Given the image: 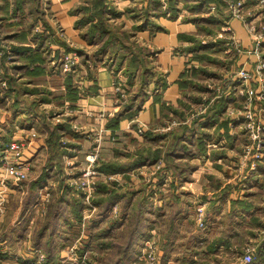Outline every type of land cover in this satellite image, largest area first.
I'll list each match as a JSON object with an SVG mask.
<instances>
[{
    "label": "crops",
    "instance_id": "0c3cea01",
    "mask_svg": "<svg viewBox=\"0 0 264 264\" xmlns=\"http://www.w3.org/2000/svg\"><path fill=\"white\" fill-rule=\"evenodd\" d=\"M141 1L139 8L143 11V6L148 1ZM40 2L34 1L36 4H40ZM79 2L80 0H53L52 9L73 44L87 45L81 37L80 29L75 25L81 17V13L76 12ZM131 2L133 0H111L110 2V6L118 14L117 21L125 22V28L130 29L136 22L128 13ZM253 2L254 0H246L249 18L254 15L251 6ZM36 4L33 6V2L24 0H0V12L1 9L6 14L9 11V22H11L1 25L0 21L1 31L10 36L9 39L13 47L22 48L28 41L23 43L25 40L19 39V35L15 38L5 32L4 28L30 27L31 17L33 16V22L35 20V15L32 14L35 13ZM213 4L216 6L214 9L211 8ZM162 5L163 8L167 5L166 0H162ZM180 5L183 6L184 1H180ZM27 11L30 19L27 18ZM4 16L6 15L0 14V17ZM20 16H24L26 19ZM187 16L191 17L187 18ZM198 17L213 18V22L207 25L216 32L214 34L213 32L212 34L205 33L200 29V25H205V22L193 20ZM257 20L258 31H260L261 25L259 24L264 22V18L261 15ZM28 22L30 26H28ZM157 22L164 28L158 29L149 26L144 30L137 31L136 36L140 43L147 45L151 50L159 51L157 67L159 66V70L166 75L168 85L159 91L161 95L159 102L155 101L154 96L151 95L138 114L131 118L125 117L118 120L114 129L108 127V124L106 126V123L116 116L123 102L115 97V82L119 79L112 70L101 66L94 71L90 78L87 69L82 68L83 83L78 86L77 99L74 102L64 99L62 102L65 103L60 104L58 96L65 95L67 92L63 75L61 77L57 70L51 66L37 68L39 65L37 61L42 58L40 54L30 53L25 58V55L15 52V59L25 60L24 62L9 61L8 57L0 59V75L5 80L7 77L4 74L7 71L12 76L10 77L11 84L16 88V92L10 90L6 98L2 99L0 96V142L12 139L24 140L25 147L22 158L28 164V179L11 185L10 196L11 199L14 198L13 205L11 206L10 199L7 211L5 210L0 216V247L16 251L18 254L22 251L21 249L40 252L44 255L47 251L45 243L37 244L36 239L33 241L37 231L34 229L39 221L47 219V206L53 199L49 190L51 187L57 186L55 184L57 178L50 176L47 182L42 181L35 188L30 187L29 181H38L46 172L47 168L44 164L42 169L33 173V161L38 159L42 152L50 153L47 144L50 131L45 130L44 125L54 126L59 123L54 119L57 113L59 116H63L60 122L70 121L71 133L66 137L68 141L77 136L79 138L75 140L90 141L91 145H94L98 139V133H102L104 140L101 144L103 145L101 152L103 149L107 150L109 146L112 147V144H116L109 141L111 136L116 139V134L119 135V138L120 135H130V138L137 139L141 136L138 133L139 129L144 131L151 129L155 133H165L158 130H166V127H155V121L163 124L171 122L174 110L181 107L179 102L186 90L182 85V80L191 74L197 76L199 68H202L201 66L206 63L205 66L209 72H206V69L203 72L213 73L211 76L215 75L216 81L213 82V86L208 88L214 91V95L193 118L208 123L207 128H198L196 135L200 136L202 130H209L207 151L199 153L191 159L194 167L188 174V178L180 180V183H174L173 177L169 178L172 180L171 199H166L168 195L164 189L166 184L163 178L168 173L166 164L161 165L158 175L155 172L151 173V176L146 175L147 184L144 194H140L142 188H137V184L140 182L137 176H140L139 173L142 172L136 169L130 171L132 182L129 186H133L130 206L140 204L144 211L141 213V217L136 219L137 224L131 232L135 236L143 234L146 238L149 234L153 236L152 229L159 228L155 224L158 216L166 217L167 214L172 216L174 212L168 234H163L164 260L162 264H183V262L186 264H242L240 256L245 251V247L249 245H256L259 252L260 259L255 264H264V153L255 167L250 163L244 165L241 162L244 144L249 139L246 130L241 127L240 123L244 118L247 93L234 90L230 84L232 80L234 81L239 68L256 70L257 63L261 58L264 59V39L255 38V34L247 28L244 22L233 17L226 10L223 0L210 1L196 13L183 7L178 17L160 16L157 18ZM111 23L115 25V22ZM225 32H230L231 35L234 33L237 41H233L230 35L231 39H229L227 35H224ZM18 33L16 32V34ZM190 35L196 36V41L203 46L191 50L190 46L193 43ZM237 42L241 43V47L236 44ZM31 55L32 58H30ZM228 56L234 60L235 68L232 67L234 65L231 64L232 62L225 63ZM23 63H28L24 69V73L28 76L22 75L19 70ZM213 65L219 68L217 72L221 74L215 70L211 71ZM17 70L20 71V74H17ZM12 71L16 72L15 76ZM254 75L250 85L259 91L260 82L264 81V72L262 74L256 72ZM18 81L22 84H17ZM4 85L6 84L2 83L0 87H5L9 91V88ZM16 93L20 94L18 98H16ZM217 104L221 105L222 111L208 119V116L205 115L207 109ZM253 108L255 116L264 123V98L254 99ZM74 114L78 120L74 119ZM238 115H240V120L236 118ZM172 121L178 123L174 119ZM76 123L85 126L86 132L83 131V136L82 131L74 130L73 125ZM236 124L239 125L235 128ZM62 140L65 138L63 137ZM125 140L120 138L116 145L121 147ZM69 146L71 147V145H68V149ZM1 147L2 144H0ZM162 156L159 160H162ZM168 169L172 172L175 171V168L168 167ZM31 173L32 177H29ZM68 183H70L69 180ZM70 185L72 184L70 183ZM32 191L35 192L33 196H31ZM163 193L165 194L163 195ZM123 202L124 199L115 201L112 205L115 210H112V207L106 215L96 219L92 217H95L100 207L95 203L92 208H88L87 203L84 202L81 219L69 210L64 216L58 218L59 222H57L60 225L57 224L55 228H50L51 231H54V237L57 234L60 235L54 242L52 241L55 249L59 251L58 264L66 261L67 256H64L63 253L74 246L72 245L74 239L70 243L65 236H74L76 227L81 229V232L79 230L76 232L78 237L85 232L96 233L109 221L124 216ZM201 203L205 205V228L199 227L196 220V208ZM186 206H188L189 214L186 212ZM127 216L123 217L126 226L130 219V215ZM89 220H96L97 223L92 228L84 229V223ZM187 221L192 225L190 226ZM77 222L83 223H80L81 227L77 225ZM190 241H192L191 246ZM45 260L46 258H43L41 262H45ZM165 260L166 262H164Z\"/></svg>",
    "mask_w": 264,
    "mask_h": 264
},
{
    "label": "trees",
    "instance_id": "16d2710c",
    "mask_svg": "<svg viewBox=\"0 0 264 264\" xmlns=\"http://www.w3.org/2000/svg\"><path fill=\"white\" fill-rule=\"evenodd\" d=\"M85 1L86 4L83 7H77L76 12L78 11L79 13H81V17L77 20L75 25L77 28L80 29L81 37L86 41L88 47H90L91 45L98 44V50H95L96 52H94V58L90 56L88 52H85L84 50L80 49V53L84 56L83 64H85L86 68H84L87 69L89 73L88 76L92 78L94 71L102 66L106 67L109 70H112L113 73H115L116 75L117 71L121 69L123 70L125 77H127V88H129V93L127 92L126 99L122 100L123 103L121 104V108L116 114V116L109 119L110 121L108 122V127L114 129L118 120L125 117L131 118L138 114L143 108V105L146 100L151 95L154 96L155 101L159 102L161 100V95L159 91L165 89V87L168 85L166 75H164L162 71H158L157 69L156 71H152L151 67L147 64L149 63L148 60H151L152 58V53L154 49L151 50L147 45L142 44L137 40V31L144 30L149 26H154L155 28L163 29L164 27L157 22L158 17L166 16L169 18H176L178 17L183 7L196 13L200 9H203V6L205 4L214 0H166L167 5H165L164 8L162 5V0H145L148 2L145 3V5L143 6V11L138 7V4L129 6L128 8V13L136 20L132 29L125 28V22L117 21L118 14L115 13L116 11L113 9L112 6H110L111 0ZM135 1L136 0H133V2ZM180 1H184L183 6L180 5ZM81 2H83V0H81ZM90 4H92L93 8L95 7V10L89 9L90 12H93L94 14H92L91 16H84L85 13H87L85 11L88 10ZM188 17L191 16H187V18ZM193 20H199L198 22H205V25H200V29L204 30L205 33H212L214 31L211 26L207 25L213 22V18L207 17L202 19L201 17H198L197 19ZM111 22H115V25H113ZM1 30L2 29L0 26V33ZM6 36L7 39L10 37L8 35ZM191 39L192 43L194 44L190 46L191 50H194V48L199 49L200 46H203L201 45V43H198L196 41V36H191ZM130 40L132 41L130 42ZM7 47L10 49L9 46H6V48ZM32 51V48L26 46H23L22 48L11 47V50L6 51L5 54L1 57V59L7 57L6 54L8 53L13 56L15 52H18L19 55H25V58H27L29 56L28 54L36 53ZM30 58H32V55ZM30 58L28 59L29 61ZM91 59H93V61H91ZM37 62L39 63L37 68H41L42 58H40ZM26 66H28V63H23L21 64L20 69L24 70L26 69ZM63 72L64 71L61 68L57 71L58 74L62 75ZM76 72V70L71 73L64 72V85H66L67 92L65 95L61 94L58 96V101L60 102V104L65 103L62 102L64 101V99H68L71 102H74L77 99L79 85L76 84ZM4 76L7 77L5 80L0 75V86L3 81H6V85L4 86L8 87L9 91L5 89V87H0V96L2 99L6 98L9 95L10 90H14L16 92L15 86L11 84L10 77L12 76L7 73V71L5 72ZM188 81L191 80L184 78L182 80V85H187V83H189ZM19 95L20 94L16 93V98H18ZM180 110L181 107L176 108L174 110L175 115L178 116ZM221 111V105L217 104L213 107H209L205 115H207L209 119L211 116L217 115ZM69 123L70 121L67 120L59 122L54 126H49L47 124L44 125L45 130L50 131V134H48L47 144L49 146L51 157L49 158L46 164L47 169L45 174L42 175L38 181H29V185L31 188L39 186L42 181L47 182L49 176H54L55 173H57L58 168L63 169V165H61L60 159H62V157L65 155V152L68 150V146H64L61 140L63 137L65 138L71 133V127ZM190 124L191 126L185 125L182 127L181 130H178L174 133V135L170 139L172 140V147L167 153L162 152V141H160L157 145H154L155 143H151V140L160 138L163 139V142H165V140L169 136V133H155L153 130L148 129L144 131V136L147 138L148 143L146 142L145 144L143 142L135 153L123 154L121 150H116L115 152L118 155L117 158L104 161V163L100 165V169L105 172L126 173L132 167H135L136 164H151V162H157L163 154L162 157L165 159V161H167V163L171 164L170 161H177L178 163H180H177L178 165H175L174 168L176 171L183 169L179 172L182 173L181 175L184 174V176L180 175L181 180L184 178H188V174H190V171L194 167L193 163L191 162V159L197 154H201L202 152L207 151V142L210 137L209 130H202V134L200 136H196L200 128L208 127L207 121H198V119H193L192 123ZM4 142L6 141H2L0 142V144L3 145ZM194 143L198 145V148L193 151L192 144ZM56 154L60 157V159L55 156ZM123 155L124 157H126V159L128 158L126 161H123ZM51 160L53 161L51 162ZM54 160L56 161V164L54 163ZM66 181L68 182V179ZM61 184L58 188L61 190V193L59 192L60 194L56 198L53 197L54 199H52V201L49 202L47 206V220L36 231L35 234V238L37 240L36 243L41 244L43 242L45 243L47 248L46 260L44 264L59 263V251L55 249L52 241L54 242L58 236L60 237V235L57 234L55 235L56 237H54V231H51L50 228H55V225L57 224L60 225V223H58V218L64 216V214L68 212L67 210L72 211L77 218L81 219V215L84 208V203L82 202V200L76 199L74 197H77V192L81 190L75 188L73 185H69L70 183H67V185H65L64 187ZM99 185L101 187L99 188V191L97 190V197H93V200L100 207V210L99 212H97L95 217H92L94 219L104 214L106 215L110 206L113 205L115 201L124 199V196L126 195L125 193H121L119 195L118 189V191L115 192L113 191V188H110V186L106 183H99ZM72 192L74 193V196ZM109 192L110 194H108ZM130 192L133 194V191ZM34 193L35 192H33L31 196H33ZM128 200L130 201L131 197ZM138 206L141 208L140 204H138ZM138 209L139 208H136L135 206V209H132V211L136 212ZM120 220L121 218L111 220L108 222V226L113 227L114 224H120ZM92 223L95 224L97 222L96 220H94ZM88 228H91V226H88ZM107 231L108 230H104V232ZM76 232L78 231H74V236H65L67 241L72 243L73 239L77 237ZM97 234L91 233V241L90 243H86L87 248H90L89 246H92V239H97L93 238L94 235L97 236ZM100 235L101 233L98 234V237H100ZM142 236L143 235L135 236V234L131 232V234L126 238V240L128 241L127 244H125L124 246H120L121 249L118 250L117 259L114 262L113 259L108 264H126L127 262L124 260L125 254L127 253V257L129 256V253L132 251L131 248L134 247L136 240L140 239ZM98 242L100 241L98 240ZM62 244L65 245V243L63 242ZM183 264L186 263L183 262Z\"/></svg>",
    "mask_w": 264,
    "mask_h": 264
},
{
    "label": "rangeland",
    "instance_id": "374dc122",
    "mask_svg": "<svg viewBox=\"0 0 264 264\" xmlns=\"http://www.w3.org/2000/svg\"><path fill=\"white\" fill-rule=\"evenodd\" d=\"M24 1H30V3L33 2V6L36 4L34 3V1H41L40 4H36L35 6V13L32 15H35V20L33 22V16L31 17V26L29 25L28 22V26L30 27H26V28H20L17 27L15 29L7 27L4 28L5 32L9 33V35L14 36L15 38L17 37V35H19V39L21 40H25L23 41L27 42L26 47H30L33 49V52H36L38 54H40L42 56V67L43 68H47L48 66H51L53 69H58L60 70V68L64 71V72H68L71 73L74 70H76L77 74L75 76V78L77 79V85H80V83L82 82V76H81V69L85 67V64H83V59L84 56L80 53V49L84 50L85 52H88L90 56H92L94 58V52H96L95 50H98V44L96 45H91L90 47H87V45L83 44V45H77V44H73V42L71 41V39L68 37L64 27L62 26V24L60 23L58 17L55 15L54 10L52 9V2L53 0H24ZM140 3H142L141 0H136L134 3L131 2V6L138 4V7L140 5ZM86 4V1L83 0V2L78 3V7H83ZM27 6V3H26ZM87 6V5H86ZM95 10V7L93 8L92 4L89 5L88 10L86 11L87 13H85L84 16L87 15H92L94 14L93 12H90V10ZM224 10V9H223ZM90 12V13H89ZM0 14H5L6 16L4 17H0V21H1V25H3L4 23L9 22L10 19V12L7 11V14L1 12ZM21 18H25L24 16H20ZM27 18L30 19L29 16V12L27 11ZM26 19V18H25ZM19 32L18 34H16V32ZM218 31V30H217ZM12 32H14V34H11ZM216 31H213V34ZM212 34V33H211ZM224 35H227L229 39H235L234 33L231 35V33L229 32H225ZM229 35L231 36V38L229 37ZM255 38H257V36H254ZM132 40H130L131 42ZM68 45H67V44ZM237 45H239L241 47V43L237 42ZM12 42L10 41V39H7L6 34L4 33V31H1L0 33V51H2V53H5L6 51H10L12 46ZM229 45V44H228ZM6 46H9L10 49ZM231 47V46H230ZM158 52L156 51V49L153 51L152 53V58L151 60L149 59V63H147L150 67L152 71H156V69L159 71V66L157 67L158 64ZM8 57L9 61H14V62H24L25 60L20 59L19 61L15 59V56L10 55V53L6 54ZM68 57L71 58V60H68ZM91 61H93V59H91ZM227 62H232L231 64H234V60L231 58V56H228V59L225 63ZM204 63V62H203ZM206 63L201 66L202 68H199L200 70H198V74L197 76L191 74L186 76L187 79L191 80L188 81L189 83H187V85H185V92L183 93V97L180 99L179 104L181 105V110L177 115L172 116V118L174 120H176L178 123L172 121L173 119H171V122L167 123H158L157 121H155L154 126L161 128V127H166V130H161L159 129L158 131L161 132H167L169 133L168 138L165 140V142H163L162 144V152H168L172 145V140L171 137L174 135V133L178 130H181L183 126L185 125H190V123H192L193 121V117L194 115H196V113L200 112L202 110V108L208 103V101L212 98V96L214 95V91L213 90H209L208 88H210L211 86H213V82L216 81L215 79V75L211 76V74H206L203 72L204 69H206V72L208 71V68H206ZM235 68V64L232 66ZM76 68V69H75ZM86 68V67H85ZM106 68V67H105ZM240 69V68H239ZM22 72V75L25 74V76H28V74L24 73V70L19 69ZM17 70V74H20V71ZM57 70V71H58ZM215 70V72L219 71V68L216 65L211 66V71ZM16 72L12 71L13 75L15 76ZM218 74H221L220 72H217ZM62 77V74H60ZM64 76V73H63ZM117 76L118 79L115 82V89H114V94L115 97H118V99H120V101L126 99L127 97V92L129 91V88H127V77H125V74L123 73V70L119 69L117 71ZM74 78V79H75ZM237 78V73L236 76L234 77V79ZM218 80V79H217ZM22 84V82H17V84ZM235 81L232 80L231 87L235 86ZM252 84V81L251 83ZM8 85V84H7ZM215 90V89H214ZM187 91V92H186ZM129 93V92H128ZM253 108V107H252ZM253 111V110H252ZM255 113V112H254ZM75 115V114H74ZM180 116V117H179ZM63 116H59L58 113L55 116V120L57 122L61 121V118ZM52 118V117H51ZM75 120L77 119V116L75 115ZM181 119V120H179ZM80 121V119H79ZM108 121V120H107ZM110 121V120H109ZM108 121V122H109ZM108 122L106 123V126L108 124ZM135 126V125H134ZM195 126V125H193ZM170 127V128H169ZM83 136V132L81 133ZM80 134V136H81ZM116 139H114L112 136L110 137L109 141H111L112 143H119V139L123 138L126 139L122 146L119 147L116 144H112V147L109 146V148L107 150L103 149V152H101V148L103 145H101L99 148V154H98V159L97 161H95V163L93 164V166H91L89 169L90 170V176L92 181L94 180V186H92L91 188H89V192H90V196H88L87 194H85V192L80 189L81 191L77 192V199L82 200L83 197V202L86 204L87 203V207L88 208H92V206L95 205V202L93 200V197H97V190L99 191V188L101 187L99 185V183H106L110 186V188H113V191L117 192L118 190V194L120 195L121 193H125L126 195L124 196V202H123V210L122 212L124 213V216L126 215H130V219L127 222L128 225L126 226V221L124 220V216H122L121 218V223L120 224H114L113 227L108 226V224L106 226H102L99 231H97L95 234H100V237L94 235L93 238H97V239H92V246H89L90 248L86 247V243L91 241V231L82 233V236L80 234V236L76 237L74 239V244H77V248L73 247L68 249V251L63 254H65L64 256L66 257V261L62 262V264H108L110 261L113 262L117 259V254H118V250L121 249L120 246H124L125 244H127V240L126 238L131 234V231L133 232V230L135 229L134 227L136 226L137 222L136 219L141 217V213L144 212L138 205H135L136 208H139L136 212L132 211V209H135V206L131 207L130 206V202L128 199H130L131 196V192L133 191L131 190L133 188V186H129V184L132 182L131 176H130V171L136 169L137 171H141L142 173H139L140 176L138 179H140V182L137 184V188H142V190L140 191V194H144L145 193V186L147 184V177L151 176L152 174L158 175V171L161 168L162 164H166V169L168 170V173L164 175V180H165V186L164 189L167 192L168 197L166 199H171L172 198V194H170L172 185L171 182L172 180H170L169 178L173 177V181L174 183H180V175L182 173H179L178 171H173L168 169V167L170 168H174L175 165H178L180 163H178L177 161L173 162L170 161V163H167V161H165V159L162 157V160H158L157 162H151V164H146V163H141V164H136L135 167H132L128 172H105L102 171L100 169V165H102V163H104V161L109 160V159H116L117 158V154H116V150H121L122 153L124 154H128V153H135L137 151V149H139V147L141 146V144L144 142L146 144L147 138L144 136V133L140 136V138H130V135H125L119 138V135L116 134ZM76 138H79L76 136ZM76 138L69 140L68 138L65 137V140H61L62 144L64 146H68L71 145V147L69 146V149L65 152V155L62 157V159H60V157L56 154L55 156L58 157V159H60L61 165H63V169L58 168L57 169V173H55L54 176L57 178L56 179V183L57 186H53L51 187V190H49V192H51L52 194V198H56L57 196H59L60 189L59 185L61 184L63 187L65 185H67V179L69 180V182H73L75 184L78 185L79 182H81V180H79V177L82 176V171L83 168H86L90 163H88L87 160V156L88 153L90 151H92V149L94 147H97V145H91L90 141L87 142H83L82 140H75ZM89 140V139H88ZM71 141V142H70ZM160 141H162V139H153L151 140V143H155L154 145H157ZM69 142V143H68ZM144 144V145H145ZM115 145V147H114ZM245 145V144H244ZM192 148L193 151L195 149L198 148V145H196L195 143L192 144ZM104 148V147H103ZM114 150V151H113ZM53 153V152H52ZM102 153V154H101ZM162 156V155H161ZM38 159H35L33 161V173H37L40 169L43 168L44 164H47L50 156L49 154H46V152H42L40 153V155L38 156ZM123 161H126V157H122ZM53 160H51L52 162ZM166 162V163H165ZM54 163L56 164V161L54 160ZM178 163V164H177ZM88 164V165H87ZM147 165V166H145ZM155 166L154 168L152 166ZM148 169H150L148 171ZM1 171V170H0ZM145 171V173H143ZM152 173V174H151ZM154 175V176H156ZM79 176V177H78ZM181 176H184L181 175ZM32 177V173L31 176ZM121 177V178H120ZM50 178V176H49ZM66 178V180H65ZM170 180V181H169ZM67 182V183H66ZM78 182V183H77ZM17 182H12L9 181V185H15ZM119 183H121L122 185H120ZM70 185V184H69ZM75 188H77L76 185H74ZM118 189V190H117ZM76 190V189H75ZM60 192V193H59ZM164 192V191H163ZM131 193V194H130ZM110 194V192L108 193ZM165 193H163L164 195ZM83 196V197H82ZM186 196V195H185ZM53 198V199H54ZM11 199V196L9 194V199L7 202V205L9 203ZM188 201V200H187ZM192 201V200H191ZM12 204L14 202V198L11 199ZM51 202V201H50ZM187 203V202H186ZM189 206V205H188ZM186 209L187 214H189V209ZM86 207V208H87ZM113 206L111 205L109 210H111ZM94 208V207H93ZM96 210V209H95ZM112 210H115V208L113 207ZM6 211H7V207H6ZM107 211V212H108ZM91 215V214H88ZM137 215V216H136ZM127 216V217H128ZM172 216H174V212L172 213ZM172 216L171 214H167L166 217H163L161 215H159L157 218V220L155 221L156 226L154 227L153 230V236L150 234L147 236V238L145 237V235L143 234V236L140 239H137L134 247L131 248L132 249V254L131 252L129 253V256L127 257V253L125 254V258L124 260L127 262L126 264H162L163 260H164V253H163V248H162V240H163V234L167 233L168 234V230H169V224L170 222H172ZM12 217V215H11ZM92 217V216H91ZM47 220V219H46ZM46 220H41L39 221L36 226H35V231L38 230L44 223ZM196 220H197V216H196ZM93 220H89L86 221L84 223V229H88V226L91 228L93 226H95V224L92 223ZM81 223V222H80ZM77 222V225H79V227H81V223ZM151 223V222H150ZM187 223L190 224V226L192 225L191 222ZM91 224V225H90ZM125 224V226H123ZM154 224V225H155ZM141 225V222H140ZM144 228V226H143ZM138 229V228H137ZM136 229V230H137ZM81 232V229H79L78 227H76V231ZM104 230H108L107 232H104ZM135 230V231H136ZM95 231V230H93ZM150 236V237H149ZM90 237V239H89ZM36 238H33V241ZM98 240L100 242H98ZM143 241V242H142ZM141 242H142V246H141ZM192 241L189 242L190 246L192 245L191 243ZM71 245V246H72ZM33 247H36L35 245H32ZM250 246V245H249ZM256 246V245H255ZM106 247V248H105ZM248 246L245 247V249ZM87 248V249H86ZM18 254L16 251H9L8 248H3L0 247V264H44L45 262H41L38 261L40 259L41 253L40 252H35V251H29V250H23ZM259 254V252H258ZM63 256V257H64ZM43 258H46V253L45 255L43 254ZM260 259V256H259ZM258 259V261H259ZM166 262V260L164 261ZM121 263V261H120Z\"/></svg>",
    "mask_w": 264,
    "mask_h": 264
},
{
    "label": "built area",
    "instance_id": "2783aa9c",
    "mask_svg": "<svg viewBox=\"0 0 264 264\" xmlns=\"http://www.w3.org/2000/svg\"><path fill=\"white\" fill-rule=\"evenodd\" d=\"M226 4V10L236 18H239L242 22L245 23L247 28L259 38V40L264 39V22L259 24L261 25V30L258 31V16L262 15L264 18V0H254L251 3L252 9L254 10L253 17L249 18V11L247 8L246 0H223ZM216 6L213 4L211 6L214 9ZM234 41H237L234 39ZM5 53L0 51V59ZM70 61L71 58L68 57ZM263 73L264 72V59L261 58L260 61L256 65V70L251 71L246 69L245 67H241L237 71V78L234 79L235 86H233L234 90L238 92L245 91L247 93V101L244 106V118L241 123V127L246 130L248 134V141L244 145L243 158L241 160L242 164L248 165L250 163L251 166L255 167L257 162L262 159L264 153V123L259 121V119L255 116V111L253 107L254 99H262L264 98V81L261 80L259 91L254 89L250 83L254 78V74ZM3 84H6V81H3ZM253 110V111H252ZM105 116L104 114L102 115ZM237 120H240V115L236 116ZM239 124L234 125V127H238ZM74 130L77 131H85V126L83 124H74ZM170 128V127H169ZM103 130V129H101ZM103 132V131H102ZM139 135L144 133L143 129H139ZM98 139L94 143V147L92 151L88 153L87 160L90 163L86 168H83L82 176H78L81 182H77V184L70 182L73 186L76 185L78 189H82L85 194L90 196L89 188L94 186L95 181L91 179L90 170L89 169L95 161L98 159L99 147L102 144L103 135L102 133H98ZM25 142L24 140L12 139L0 148V216L6 210L7 202L9 199V194L11 190V186L8 184L9 181L12 182H22L28 179V164L22 158L24 153ZM75 187V186H74ZM196 216L199 227H206V218H205V205L201 203L196 208ZM74 248H77V244H74ZM259 259V254L257 251V247L255 245L248 246L245 251L240 256V262L242 264H255ZM43 260V254L41 253L40 259L38 261Z\"/></svg>",
    "mask_w": 264,
    "mask_h": 264
}]
</instances>
